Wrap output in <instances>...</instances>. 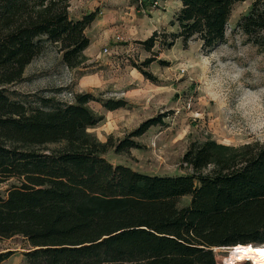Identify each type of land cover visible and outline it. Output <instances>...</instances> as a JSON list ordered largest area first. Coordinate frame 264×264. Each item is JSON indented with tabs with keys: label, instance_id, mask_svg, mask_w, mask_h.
<instances>
[{
	"label": "trees",
	"instance_id": "trees-1",
	"mask_svg": "<svg viewBox=\"0 0 264 264\" xmlns=\"http://www.w3.org/2000/svg\"><path fill=\"white\" fill-rule=\"evenodd\" d=\"M70 1L0 0V182L16 181L0 194V240H25L22 264H255L241 248L264 245V143L193 141L180 158L189 173L150 175L103 154L137 148L133 138L162 125L163 116L145 119L121 140L99 142L86 132L102 118L86 105L98 100L93 94L77 93L70 103L44 98L37 106L11 98L7 87L47 45L67 68L85 60V30L96 14L74 19ZM173 1L177 32L167 45L195 38L210 50L224 40L232 6L246 0ZM250 1L235 27L264 50V0ZM157 40L154 32L141 45L149 50ZM102 105L111 111L126 102ZM186 195L189 202L178 207ZM233 246L218 263L213 248ZM12 253L0 251V264Z\"/></svg>",
	"mask_w": 264,
	"mask_h": 264
},
{
	"label": "rangeland",
	"instance_id": "rangeland-1",
	"mask_svg": "<svg viewBox=\"0 0 264 264\" xmlns=\"http://www.w3.org/2000/svg\"><path fill=\"white\" fill-rule=\"evenodd\" d=\"M250 4L246 0L232 6L224 40L207 50L195 38L185 44L177 38L167 45L170 34L177 32L171 24L179 8L176 1L71 0L70 17L96 14L85 30L90 44L83 63L67 68L55 47L47 45L7 91L31 106L41 105L44 98L70 103L77 93L93 94L98 100L86 105L102 118L86 132L99 142L109 136L121 140L140 122L161 115L162 125L133 138L137 148L122 153L110 149L103 156L150 175L189 173L180 158L193 141L211 139L234 147L264 143V50L235 27ZM154 32L158 40L144 49L141 42ZM107 99H123L126 105L109 111L102 105ZM15 183L0 182V194ZM188 202L189 196H183L178 207ZM27 248L20 236L0 240V251H13L1 264H22ZM228 251L213 248L218 263Z\"/></svg>",
	"mask_w": 264,
	"mask_h": 264
},
{
	"label": "bare ground",
	"instance_id": "bare-ground-1",
	"mask_svg": "<svg viewBox=\"0 0 264 264\" xmlns=\"http://www.w3.org/2000/svg\"><path fill=\"white\" fill-rule=\"evenodd\" d=\"M245 256L252 259L255 264H264V245H246L241 248Z\"/></svg>",
	"mask_w": 264,
	"mask_h": 264
},
{
	"label": "water",
	"instance_id": "water-1",
	"mask_svg": "<svg viewBox=\"0 0 264 264\" xmlns=\"http://www.w3.org/2000/svg\"><path fill=\"white\" fill-rule=\"evenodd\" d=\"M236 246H238V245H236ZM236 246H233V247H227V248L229 249L228 252L231 253V252L235 249ZM253 246H255V245H253ZM227 254H228V253H227Z\"/></svg>",
	"mask_w": 264,
	"mask_h": 264
},
{
	"label": "built area",
	"instance_id": "built-area-1",
	"mask_svg": "<svg viewBox=\"0 0 264 264\" xmlns=\"http://www.w3.org/2000/svg\"><path fill=\"white\" fill-rule=\"evenodd\" d=\"M116 39H119V37H116ZM104 52H106L107 50L106 49H103Z\"/></svg>",
	"mask_w": 264,
	"mask_h": 264
}]
</instances>
